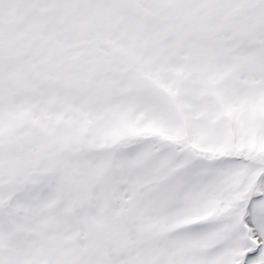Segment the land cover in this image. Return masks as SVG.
I'll list each match as a JSON object with an SVG mask.
<instances>
[{"label":"snow or ice","instance_id":"obj_1","mask_svg":"<svg viewBox=\"0 0 264 264\" xmlns=\"http://www.w3.org/2000/svg\"><path fill=\"white\" fill-rule=\"evenodd\" d=\"M0 264H264V0H0Z\"/></svg>","mask_w":264,"mask_h":264}]
</instances>
